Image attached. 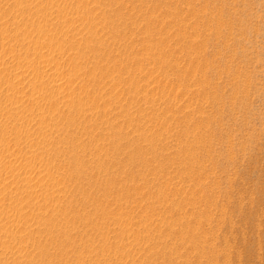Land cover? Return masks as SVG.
Returning <instances> with one entry per match:
<instances>
[{
  "label": "rangeland",
  "instance_id": "rangeland-1",
  "mask_svg": "<svg viewBox=\"0 0 264 264\" xmlns=\"http://www.w3.org/2000/svg\"><path fill=\"white\" fill-rule=\"evenodd\" d=\"M0 264H264V0H0Z\"/></svg>",
  "mask_w": 264,
  "mask_h": 264
}]
</instances>
